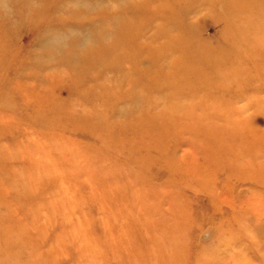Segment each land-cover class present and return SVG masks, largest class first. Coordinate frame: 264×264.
<instances>
[{"label":"bare ground","instance_id":"bare-ground-1","mask_svg":"<svg viewBox=\"0 0 264 264\" xmlns=\"http://www.w3.org/2000/svg\"><path fill=\"white\" fill-rule=\"evenodd\" d=\"M122 1L1 0L0 18L7 29L0 34L23 24L34 36L9 81L0 72V95L7 92L0 99L6 105L11 93L28 97L32 84L21 70L33 64L48 71L50 83L56 74L50 71H67L70 94L103 105L89 114L66 112L62 118L98 140V145L86 144L101 153L107 169H116V161L129 158L127 181L136 199L132 208L139 205L126 217L131 219V229L141 221L148 227L149 218L160 213L155 207L168 213L170 221L157 222V234L149 237L150 256L143 264L180 263L187 201L174 183L177 180L185 183V190L207 189L213 203L222 199L230 208L231 218L226 221L231 227H222L225 220L212 227L209 242L200 244L195 264H255L258 254H242L251 243L243 232L245 223L237 219L245 199L236 208L224 191L218 194L206 182L216 183L214 177L221 171L228 173L223 188L232 180L251 178L259 183L264 171V157L259 158L263 145L248 138L239 141L244 138L237 131L239 122L219 121L221 107L212 96L232 81L238 86L247 83L250 73L259 76V68L250 64L259 58V38L264 39V0ZM13 8L18 11L16 20L10 19ZM206 23L216 28L212 39L202 35ZM34 100L33 95L27 98V102ZM34 104L35 111L42 108L37 101ZM169 136L177 137L170 142L171 149ZM155 166L169 172L159 184L145 176ZM256 213L259 218L263 215L262 210ZM242 216L249 218L246 212ZM228 246L234 256L223 260ZM154 252L158 256L153 258Z\"/></svg>","mask_w":264,"mask_h":264},{"label":"rangeland","instance_id":"rangeland-1","mask_svg":"<svg viewBox=\"0 0 264 264\" xmlns=\"http://www.w3.org/2000/svg\"><path fill=\"white\" fill-rule=\"evenodd\" d=\"M109 2L115 4L116 0ZM2 9L0 7V12ZM17 12L14 8L9 12L11 20L18 18ZM4 29L7 28L0 18V30ZM28 29V26L17 24L0 34V72L5 74L6 82L20 67L19 62L25 59V49L31 46L34 34L29 36ZM215 29L206 23L202 35L212 39ZM259 41V58L250 64L259 68V76L250 73L247 83L238 86L232 81L227 89L221 88L212 96L222 108L216 118L221 122H239L240 130L237 131L244 138L238 140L248 138L263 145L264 149V39L259 38ZM47 72L33 64L21 70L26 82L32 84L28 86L31 91H28V97L33 95V103L16 92L11 93L6 105L0 99V264L145 263L150 256L149 246H152L148 244L149 237L157 234V222L170 221L166 219L168 213L155 207L160 213L156 211L149 218L148 227L145 228L141 221V225L134 223L136 229H131V219L126 217L136 199L127 181L129 158H120L114 163L116 169H107L100 161L101 153L92 152L86 144L98 145V140L92 138L87 129H80L63 119L66 112L89 114L103 105L87 103L79 94H70L65 78L67 71H50L56 73L53 83L47 78ZM5 94L1 93L0 98ZM36 101L42 108L35 111ZM9 117L12 119L7 122ZM169 140L171 146L177 137L169 136ZM260 155L264 153L261 152L259 158L264 157ZM155 167L145 176L159 184L169 177V172L163 167ZM262 173L259 183L251 178L232 180L223 188L228 173L221 171L214 177L216 183L206 182L215 186L218 194L224 191L222 193L236 208L241 198L245 199L237 219L245 223L243 232L251 243L246 246L249 250H243L242 254H258L255 264H264V171ZM174 183L187 201V229L180 234L185 244H181L177 259L179 264H195L200 244L209 242L212 227L221 226L224 220L222 227H231L232 223L226 221L231 218L230 208L222 199L221 202L216 199L215 206L207 189L196 193L185 190L184 182L177 180ZM253 194L259 198L254 199ZM136 209L139 205L133 211ZM258 210L263 211L260 218L257 217ZM149 211L151 214L153 210ZM244 212L249 215L248 219L243 218ZM169 235L171 233L164 235L165 239H169ZM227 236L218 235L215 240ZM223 251V260L234 256V249L229 246ZM154 253L153 258V255L158 256Z\"/></svg>","mask_w":264,"mask_h":264}]
</instances>
